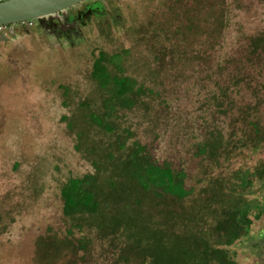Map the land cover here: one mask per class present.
<instances>
[{"label": "rangeland", "instance_id": "1", "mask_svg": "<svg viewBox=\"0 0 264 264\" xmlns=\"http://www.w3.org/2000/svg\"><path fill=\"white\" fill-rule=\"evenodd\" d=\"M113 2L121 19L70 46L34 33L36 20L4 28L29 29L0 43V264H155L156 237L211 235L237 198L263 208L258 180L236 176L264 167V0ZM100 52L121 63L104 87L91 76ZM124 76L133 90L114 96ZM141 157L183 173L189 195L145 190ZM85 175L97 212L63 215L61 188ZM227 249L264 264L262 249Z\"/></svg>", "mask_w": 264, "mask_h": 264}, {"label": "trees", "instance_id": "2", "mask_svg": "<svg viewBox=\"0 0 264 264\" xmlns=\"http://www.w3.org/2000/svg\"><path fill=\"white\" fill-rule=\"evenodd\" d=\"M257 43L259 42L256 40L251 43L252 49L256 51L258 46ZM258 47L264 49V41L262 39ZM115 56L116 55L107 57L101 52L99 57L95 59L92 64L91 76L93 79L100 82V85L103 87L111 81L107 64H115L117 68L121 64H116ZM113 82L117 87L114 96L124 98L133 90L128 77H115L113 78ZM124 103L126 107H131L133 104L132 100L128 98H125ZM113 110L114 108L112 106V111ZM112 111L110 113H112ZM109 131H111V128H109ZM254 131H257V129H254ZM133 156L138 157L137 154H133ZM141 158L142 163L139 165L136 164V168L139 170L138 182L143 185L145 190H148L150 187L160 188L162 191L164 189L166 194H171L178 199H184L188 196L190 192L184 188L183 173H174L168 165L163 164L156 166L147 159V157ZM128 159L129 157L127 156V159L121 161L122 167L128 166ZM248 175L258 180L262 189L261 199L264 201V167L256 170V172L252 174L249 172L240 175L237 174L236 178L241 188H246L251 185ZM92 186L93 176L91 175H85L80 179H73L66 182L60 191L63 200V215L70 216L79 212L95 214L99 208V202L95 197V192L91 190ZM173 187L176 188V190L172 192L171 188ZM240 199L241 198L232 206L223 209L224 211H222L220 219L216 221L211 235H201L199 232L187 238L177 236L173 240L172 237L166 235V238L175 241L173 242L174 245L171 243L165 245L163 242L165 237L163 238L161 235L160 237L158 236V238L156 237L154 243L149 246V251H147L148 254L153 256L154 263L236 264L227 248L233 245L235 241L249 235L250 226L253 223L249 216L253 215L254 219L259 218L257 209H260L255 200L240 202Z\"/></svg>", "mask_w": 264, "mask_h": 264}, {"label": "flooded vegetation", "instance_id": "3", "mask_svg": "<svg viewBox=\"0 0 264 264\" xmlns=\"http://www.w3.org/2000/svg\"><path fill=\"white\" fill-rule=\"evenodd\" d=\"M115 5L116 4H114V2L112 3V0H85L75 7L36 20L37 25L35 30L33 31L37 35H43V37L49 42L53 41L60 46H70L74 42H77L78 36H81L82 32L87 28H91L93 24H111L112 22H115V20L121 19V15L118 14ZM77 10H80L79 13H76ZM33 21H30V25L28 26H32ZM4 28L5 27L0 30V43H6L9 38L13 40L17 35L21 36L23 32H28L29 29L28 27L24 26L19 30L15 29L9 34H6L4 33ZM100 54L101 52L97 55L96 59L99 57ZM237 200L238 198L235 201L237 202ZM245 200L246 199H243V201ZM241 201L242 200H240V202ZM262 206L263 208H261L260 206L259 208L262 209L261 211L262 213H264V202ZM249 217L251 219L253 215H250ZM252 225L250 226L249 235L247 237H242L241 239L235 241L233 245L242 244L246 250L255 246H259V249L264 250V242L262 245H257L255 242H252L250 240L253 235H255L254 233L253 235H251Z\"/></svg>", "mask_w": 264, "mask_h": 264}, {"label": "water", "instance_id": "4", "mask_svg": "<svg viewBox=\"0 0 264 264\" xmlns=\"http://www.w3.org/2000/svg\"><path fill=\"white\" fill-rule=\"evenodd\" d=\"M83 1L85 0H4L0 2V27L48 17Z\"/></svg>", "mask_w": 264, "mask_h": 264}, {"label": "built area", "instance_id": "5", "mask_svg": "<svg viewBox=\"0 0 264 264\" xmlns=\"http://www.w3.org/2000/svg\"><path fill=\"white\" fill-rule=\"evenodd\" d=\"M2 1H4V0H0V2H2ZM28 23V25H30V22H27ZM2 29V27H0V30Z\"/></svg>", "mask_w": 264, "mask_h": 264}, {"label": "crops", "instance_id": "6", "mask_svg": "<svg viewBox=\"0 0 264 264\" xmlns=\"http://www.w3.org/2000/svg\"><path fill=\"white\" fill-rule=\"evenodd\" d=\"M255 247H256V249L259 248V247H257V246H255Z\"/></svg>", "mask_w": 264, "mask_h": 264}]
</instances>
